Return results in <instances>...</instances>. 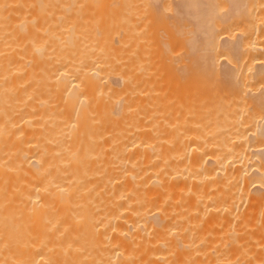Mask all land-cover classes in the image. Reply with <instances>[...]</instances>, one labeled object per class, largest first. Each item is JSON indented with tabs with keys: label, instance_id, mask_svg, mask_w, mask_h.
I'll use <instances>...</instances> for the list:
<instances>
[{
	"label": "bare ground",
	"instance_id": "1",
	"mask_svg": "<svg viewBox=\"0 0 264 264\" xmlns=\"http://www.w3.org/2000/svg\"><path fill=\"white\" fill-rule=\"evenodd\" d=\"M0 264H264V0H0Z\"/></svg>",
	"mask_w": 264,
	"mask_h": 264
}]
</instances>
